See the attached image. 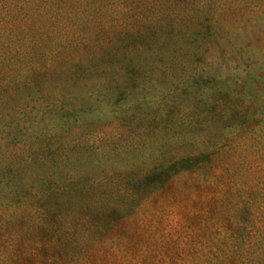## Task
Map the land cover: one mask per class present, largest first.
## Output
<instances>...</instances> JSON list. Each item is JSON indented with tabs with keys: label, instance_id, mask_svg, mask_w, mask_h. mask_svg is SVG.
I'll return each instance as SVG.
<instances>
[{
	"label": "rangeland",
	"instance_id": "rangeland-1",
	"mask_svg": "<svg viewBox=\"0 0 264 264\" xmlns=\"http://www.w3.org/2000/svg\"><path fill=\"white\" fill-rule=\"evenodd\" d=\"M232 4L221 12L219 28L222 51L234 53H220L211 67L205 51L197 66L191 63L199 76L140 75L125 101L114 96V104H98L79 123L66 118L68 124L56 127L55 114L25 123L35 132L53 128L52 146H77L72 132L81 130L86 149L40 159L23 144L0 142V264H264V173L256 181L248 176L232 192L245 213L253 209V228L213 207L195 214L178 205L176 226L170 214L154 220L156 208L166 206L145 199L151 177L130 174L126 186L120 180L156 158L189 150L207 132L264 128V0ZM233 93L251 96L256 106L242 113L217 102ZM128 115L132 120L122 122ZM191 121L217 125L211 131ZM2 128L0 134L9 133L8 125ZM102 176L111 180L104 188L93 181Z\"/></svg>",
	"mask_w": 264,
	"mask_h": 264
},
{
	"label": "trees",
	"instance_id": "trees-1",
	"mask_svg": "<svg viewBox=\"0 0 264 264\" xmlns=\"http://www.w3.org/2000/svg\"><path fill=\"white\" fill-rule=\"evenodd\" d=\"M235 1L0 0V128L9 127V133L0 134V142L23 144L29 156L40 159L86 149L89 145H83L86 134L81 130L68 128L77 146L70 148L61 141L52 146L48 141L57 135L51 133L53 128L48 133L35 132L34 125L32 130L25 123L35 121L39 114L44 118L55 114L56 127L68 124L66 118L79 123L98 104H114V96L125 101L124 95L139 83L140 75L176 77L184 71L181 75L199 76L192 72L198 70L191 63L197 66L205 51L211 67L220 53L225 58L234 53L221 49L219 17ZM230 95V101L219 97L217 102L242 113L256 106L245 93ZM130 117L123 116L121 121L130 122ZM205 125L213 131L217 124ZM190 147L156 158L140 173L121 174V183L126 186L130 174L151 177L152 188L145 199L166 206L156 208L151 216L154 220L170 214V223L176 226L180 223L178 205L195 214L213 207L234 219L232 223L252 227L253 209L245 213L232 192L235 186L248 183V176L253 181L262 177L264 128L207 132L192 140ZM58 165L66 166V162ZM93 181L104 188L111 180L102 176ZM165 188L173 192H164ZM136 214L143 216L139 210Z\"/></svg>",
	"mask_w": 264,
	"mask_h": 264
}]
</instances>
